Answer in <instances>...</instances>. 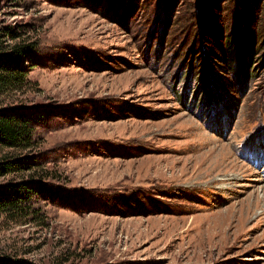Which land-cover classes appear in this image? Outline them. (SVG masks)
I'll return each mask as SVG.
<instances>
[{
	"label": "rangeland",
	"instance_id": "374dc122",
	"mask_svg": "<svg viewBox=\"0 0 264 264\" xmlns=\"http://www.w3.org/2000/svg\"><path fill=\"white\" fill-rule=\"evenodd\" d=\"M35 49L37 217L0 216L20 264H264V0H0ZM249 29L248 55L225 35ZM204 49V50H203Z\"/></svg>",
	"mask_w": 264,
	"mask_h": 264
},
{
	"label": "trees",
	"instance_id": "16d2710c",
	"mask_svg": "<svg viewBox=\"0 0 264 264\" xmlns=\"http://www.w3.org/2000/svg\"><path fill=\"white\" fill-rule=\"evenodd\" d=\"M22 33L19 27L0 23V95L10 91L24 88L31 80L28 72L31 68L28 63L32 61L35 49L33 41L20 39ZM252 34L249 29L241 31L236 39L233 34L225 35L224 40L229 51L235 56L248 55L252 50ZM204 50V49H203ZM46 115L39 105H12L0 106V178L6 175L32 170L39 164L40 152L29 154H1L4 149L26 150L37 146L34 125L42 122ZM40 180L27 178L21 181L0 182V216L3 212L11 217H37L39 208L32 203L33 196H40L47 189L42 188ZM47 199H50L47 191ZM0 264H20L8 257L0 256Z\"/></svg>",
	"mask_w": 264,
	"mask_h": 264
}]
</instances>
